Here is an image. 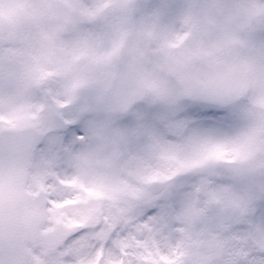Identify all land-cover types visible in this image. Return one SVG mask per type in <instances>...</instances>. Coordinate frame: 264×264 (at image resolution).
Masks as SVG:
<instances>
[{"label": "rangeland", "instance_id": "374dc122", "mask_svg": "<svg viewBox=\"0 0 264 264\" xmlns=\"http://www.w3.org/2000/svg\"><path fill=\"white\" fill-rule=\"evenodd\" d=\"M133 1L0 0V116L18 113L12 125L0 124V130L30 124L38 127L43 120H33L31 110L43 104L44 130L54 147L53 155L62 159H33L29 189L44 188L46 173L63 164L77 178L76 186L86 193L83 200L47 206L45 228L57 220L72 226L76 218L92 220L99 212V202L118 205L128 194L127 176L158 166L170 150H188L197 139L192 133L169 144L162 135L153 134L139 153L124 156L102 126H96L99 130L83 147L70 149L78 135H90L93 122L89 121L65 142V130L76 128L86 110V95L98 100L103 96L116 70L119 47L134 23L154 35L153 49L140 65L141 76L150 85L143 102L153 105L173 106L185 99L183 87L166 69L165 52L180 42L187 30L202 22L210 25L208 42L199 51L212 56L230 41L244 43L252 86L238 103L237 125L214 139L231 150L236 161L234 175H264V26L256 34L249 31V26L264 16V0H151L139 17L134 14ZM52 84L58 85L53 99L60 97L66 107L44 99ZM168 130L177 136L183 131L176 124ZM64 148H69L66 156ZM244 195L238 193L241 198ZM87 200L89 207L83 204ZM65 207L72 209L71 215L62 211ZM204 207L192 196L180 210V264H213L224 251L222 238L210 226L201 225ZM54 260H58L57 253L40 257L42 264Z\"/></svg>", "mask_w": 264, "mask_h": 264}, {"label": "snow or ice", "instance_id": "6c2138e0", "mask_svg": "<svg viewBox=\"0 0 264 264\" xmlns=\"http://www.w3.org/2000/svg\"><path fill=\"white\" fill-rule=\"evenodd\" d=\"M57 88L49 85L44 99L51 98L64 108L67 103L60 97L53 99ZM85 98L86 110L76 128L65 130V142L89 121L93 122L91 133L78 135L70 149L83 147L99 130L96 126H102L124 156L139 153L153 134L162 135L169 144L192 133L197 139L188 150H170L158 166L127 176L123 202L114 207L99 202L92 220L76 218L57 248L59 264H180L183 222L178 215L192 196L205 206L201 225L210 226L224 242V251L213 264H264V175H234L231 150L214 139L237 125L239 104L190 98L173 106L139 101L126 111L109 113L94 96ZM31 111L33 120H43L38 126L41 131L24 135L17 143L0 144V155L21 152L37 161L62 159L53 155L54 147L44 132L43 104ZM17 115L14 111L0 116V124L12 125ZM171 124L182 127L179 136L168 130ZM68 149H63L65 156ZM43 183L50 208L86 195L63 164L48 171ZM241 192L245 193L242 198ZM62 211L72 214L69 207Z\"/></svg>", "mask_w": 264, "mask_h": 264}, {"label": "water", "instance_id": "95a60500", "mask_svg": "<svg viewBox=\"0 0 264 264\" xmlns=\"http://www.w3.org/2000/svg\"><path fill=\"white\" fill-rule=\"evenodd\" d=\"M148 1L135 0L136 13H141ZM261 23L262 21L257 22L251 29L257 31ZM203 33V27L193 29L185 43L171 50L168 63L172 73L185 83L191 98L217 100L211 96L226 92L222 97L229 98L228 101L238 100L246 87L245 72L239 61L242 46L237 43L226 49V54L229 50L233 51L232 65L235 71L218 77L215 74V71H218V61L194 56L188 50V47L191 48L200 41ZM150 44V37L137 30H133L122 44L118 70L107 95L100 102L107 112L126 111L132 104L145 97L147 89L135 71V64L148 51ZM202 65L206 66L209 72V80L206 83H202L198 77V70ZM224 70L227 71L225 67L221 69ZM238 81L237 90L230 96L232 83ZM39 131L34 126L7 129L0 132V144L17 143L20 137ZM30 167L29 155L21 152L0 155V260L5 264H30L32 255L28 244L55 248L63 242L65 229L70 228L63 223H57L53 230L42 231L46 219V199L42 190L36 194L29 192Z\"/></svg>", "mask_w": 264, "mask_h": 264}, {"label": "flooded vegetation", "instance_id": "af4514ba", "mask_svg": "<svg viewBox=\"0 0 264 264\" xmlns=\"http://www.w3.org/2000/svg\"><path fill=\"white\" fill-rule=\"evenodd\" d=\"M36 257H38V264H40V256L44 258H49L51 255L54 254L52 251H47L40 246L34 250ZM41 260H43L41 258ZM42 264V263H41ZM53 264H59L58 260H54Z\"/></svg>", "mask_w": 264, "mask_h": 264}]
</instances>
